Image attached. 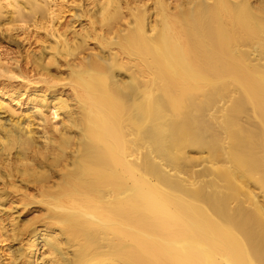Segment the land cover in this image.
<instances>
[{
    "label": "bare ground",
    "instance_id": "bare-ground-1",
    "mask_svg": "<svg viewBox=\"0 0 264 264\" xmlns=\"http://www.w3.org/2000/svg\"><path fill=\"white\" fill-rule=\"evenodd\" d=\"M0 42V264H264V0H0Z\"/></svg>",
    "mask_w": 264,
    "mask_h": 264
},
{
    "label": "rangeland",
    "instance_id": "rangeland-1",
    "mask_svg": "<svg viewBox=\"0 0 264 264\" xmlns=\"http://www.w3.org/2000/svg\"><path fill=\"white\" fill-rule=\"evenodd\" d=\"M15 52H16L15 51V47H13V46L5 43V42H0V53H1V55L4 54V55H2V56H4L3 57L4 59L6 58V56L9 57V58H11L15 54ZM208 118L209 117H207L206 120ZM209 119H208V121H209ZM210 134H211L210 132H205V134L203 136L205 138H207V137L211 136ZM186 154H187L186 156H188L187 158H189L190 161L189 162L188 161H185L184 163L182 162V165L181 166H182V168L185 171L188 170L187 173H190L189 175H191V174L193 175V173H191L192 170H196V167H198L197 170L199 168L201 169V166L204 165L203 162H205V160H206L205 159L206 158L205 157L206 152L201 151V150H197V149H188L187 152H186ZM194 166H196V167L193 169ZM184 167H186V168H184ZM201 179H202V181H207L206 179H208V178H204V179L201 178ZM199 181H201V180H199ZM254 186L255 185L252 184V185H250V188H252L251 189L252 191L254 190L253 191L254 193L258 194L259 193L258 188L254 187Z\"/></svg>",
    "mask_w": 264,
    "mask_h": 264
}]
</instances>
